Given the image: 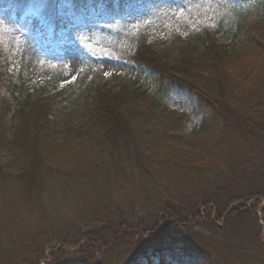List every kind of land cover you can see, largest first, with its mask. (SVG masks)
Segmentation results:
<instances>
[{"label":"trees","instance_id":"obj_1","mask_svg":"<svg viewBox=\"0 0 264 264\" xmlns=\"http://www.w3.org/2000/svg\"><path fill=\"white\" fill-rule=\"evenodd\" d=\"M138 1L0 0V103L6 107H0V264H107L118 251L160 228V223L166 234L179 237L192 252H210L209 248L215 247L217 255L210 252V264L264 262L262 231L253 228L255 209L250 203L254 198H259V204L264 200V89L244 91L231 68L241 56L239 51L216 37L224 24L241 25L244 0L228 9L217 28H206L186 40L172 62L163 60L148 38L139 34L134 51L124 52L122 58L145 68L156 90L103 84L96 89L86 118L78 124L59 122L53 109L41 105L29 90L28 71L40 58L31 52L30 35L17 71L11 68L20 31L35 33L41 27L51 44L59 48L63 40L60 30L65 26L81 24L101 7L104 16L120 15ZM186 93L196 99L206 118L189 136L181 134L188 114L169 104ZM63 139L87 149L91 155L88 167L79 170L67 162L72 145L62 144ZM194 141L225 149L226 154L235 144H244L252 160L244 166L224 164L205 179L203 174L210 168L182 167L181 172L188 173L185 176L197 177L185 181L187 188L171 200L172 194L164 193L160 171H179L173 165L165 167L168 157ZM162 157L165 161L159 163ZM88 182L100 186L103 195L99 204L104 210L93 215L92 227L84 232L81 227L70 228L78 226L76 221L67 219L68 226H64L63 216L33 214V208L28 207L39 205L43 210L58 194L71 202L80 186ZM130 182L142 186L145 207L134 198L126 202L117 192L129 188ZM205 184L211 187L204 192ZM106 187L113 190L110 196ZM117 195L121 202L115 204ZM212 209L217 210L215 220L207 215ZM227 211L235 218L253 216L251 233L233 237L226 230L219 234L222 242L211 235L202 240L196 229L208 225V230H214L216 220ZM261 214L264 221V204ZM231 239L236 242L231 243ZM238 241L241 246L236 245ZM140 264L176 263L147 250Z\"/></svg>","mask_w":264,"mask_h":264},{"label":"rangeland","instance_id":"obj_2","mask_svg":"<svg viewBox=\"0 0 264 264\" xmlns=\"http://www.w3.org/2000/svg\"><path fill=\"white\" fill-rule=\"evenodd\" d=\"M240 1L139 0L136 4L128 7L124 13L112 17L104 16L101 7L94 10L93 14L87 16V20L81 24L71 23L62 28L60 34L63 35V40L59 43V48H55L53 43L51 44L41 27L35 33L22 30L17 38V51L11 60V68L15 72L17 71L22 53L28 44L26 38L30 35L33 37L30 44L31 52L40 58L33 62V66L28 71L26 84L29 90L42 103L41 105H47L53 109L54 117L59 122L78 124L86 118L95 91L103 84L109 86L131 84L141 86L142 89L151 92L156 90L154 82L148 77L145 68L122 58L124 52L134 51L136 37L139 34L148 38L163 60L172 62L177 58L179 49L186 40L197 36L206 28H217L228 9ZM244 1L246 6L240 10V15L243 16L241 25L235 28L224 24L218 30L216 37L220 43L239 51L241 56L238 55L231 66L232 75L236 82H241L245 86L244 91L252 92L261 86L262 90L264 89V0H250L251 3H248L249 0ZM59 14L65 15L63 11ZM169 104L181 112H186L189 116L181 129V134L184 136H189L193 129L206 119L199 112L196 99L188 93L181 98H173ZM0 107L6 109L1 103ZM56 132L58 135L61 134L60 130ZM68 142L69 146L72 145L70 148L72 150L69 153L66 152L69 158L67 162L78 167L79 170L88 167L91 155L88 154L87 149L70 143L68 139H63L62 144ZM205 145L201 141H194L189 146L178 147L175 156L168 157L170 162H167L165 167L170 168L173 165V168L179 171L170 169L160 171V181L165 186L164 193L170 192L171 198L178 197L181 189L187 188L185 181L196 179L197 175L195 177L194 175L185 176L188 173L185 171L182 173V167L192 164V167L204 165V167L210 168L203 174V179H205L207 175L211 176L214 169L223 168L224 164L244 166L245 164L250 165L249 161L252 160L251 155L246 151L247 146L244 144H235L227 154L225 149L210 148ZM164 161L163 157L159 159V163ZM158 166L162 167V165ZM194 172L197 171L194 170ZM200 179L203 180L201 177ZM96 182L98 181L92 183ZM130 184L126 190L117 192L126 202H130L134 198L136 201L139 200L137 204L145 207L146 201L142 193V186L132 185L133 182ZM196 185L198 186V183L194 182V186ZM204 186V192L211 187L208 188L207 184ZM106 190L109 192V196L113 192L111 187H106ZM159 191L158 193H160ZM154 194H156L155 191ZM101 195L103 192L100 190V186L88 182V184L80 186L77 196L71 202L65 197L66 195L58 194L46 202L48 204L43 210L39 205L27 206L33 208V211L31 210L33 214L44 212L49 218L63 216L61 225L64 226H68L67 219L70 223L76 221L78 226L70 228L81 227L83 231L84 228L92 227L90 221L93 215L99 212V209L100 212H103L104 209L99 204ZM119 195L113 198L115 204L121 202L118 200ZM258 201L259 198H254L250 202L255 209L253 228L255 230L260 228L264 241V221L261 214L264 200L261 204ZM36 204H40V202ZM105 204L107 205V201ZM211 205L214 207L213 204ZM216 214L217 210L212 209L207 215L215 220ZM34 218L37 219L35 215ZM253 220L254 217L249 215L235 218L230 216V211H227L226 215L216 220L214 230H208L206 228L208 225H201L196 230L202 236V240L211 235L216 241L222 242L219 234L224 235L226 230V234L229 233L233 237L239 233L240 235L244 232L251 233V221ZM159 227L144 235L143 239L135 240L124 248L125 251H118L116 257L112 261L108 260L107 264H140V257L147 250L157 256L169 257L176 264H210V254L212 253L214 256L216 254L215 247L209 248L211 253L192 252L188 250V244L179 240V237L175 238L166 234L162 223ZM229 235L228 238H230ZM81 236L82 234L77 237ZM225 242L226 239L223 240V243ZM230 242L235 243L236 241L231 239ZM236 245L241 246L242 242L238 241ZM69 251L73 250L69 249ZM183 253L189 255L183 257L181 255ZM262 260L264 261V255Z\"/></svg>","mask_w":264,"mask_h":264}]
</instances>
